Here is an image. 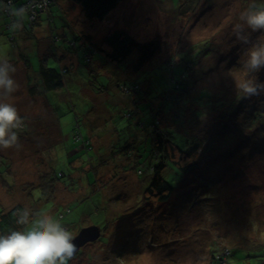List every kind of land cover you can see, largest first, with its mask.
Masks as SVG:
<instances>
[{
  "label": "rangeland",
  "instance_id": "obj_1",
  "mask_svg": "<svg viewBox=\"0 0 264 264\" xmlns=\"http://www.w3.org/2000/svg\"><path fill=\"white\" fill-rule=\"evenodd\" d=\"M4 2L0 0V7ZM24 2L28 0L11 4L14 20L8 22L10 27L0 24V61L8 60L15 66L12 75L18 84V89L9 97L0 95V101L13 104L25 122L18 134L20 147L0 149V171H6L0 175L7 182L5 185L11 187L9 190L3 187L0 178V204L6 209L16 203L32 208L40 191L34 189L30 198L22 190V184L38 183L37 175L45 167L57 172L54 200L39 203L37 210L59 219L73 237L90 225L102 229L100 237L80 247L68 264H209L214 242L217 249L243 242L248 246H264V146L256 156L239 147L242 138L248 135L264 140V127L253 131L244 122L241 129L238 126L230 129L226 145L215 146L219 153L215 163L229 162L233 166L226 170L227 181L218 188L214 199L200 200L192 207L179 210L176 203L182 201L180 195L171 198L172 205H169L171 200L141 203V184L148 183L150 173L144 167L143 174L138 175L133 164L127 165L124 173L119 145L131 138L137 141L141 152L147 149L146 154L149 153L146 131L142 128L150 112L143 110L145 103L137 108L130 106L135 113L142 112L139 127L132 118L119 115L123 110L121 102L126 100V104H132L116 87L125 64H120L119 72L115 73L116 63L100 60V52L93 53L90 62L80 47L65 48L68 45L65 38H73L72 21L80 8L75 0H57L50 6L48 3L33 20L22 8ZM253 2L264 4V0H117V6L101 23H88V26L94 36L116 24L138 41L159 38L162 51L153 58L155 63L169 58L193 61V69L185 72L184 88L199 86L202 89L194 94L201 91L203 94L189 97L184 105H176L183 112L189 108L192 117L187 115L186 121L179 117L181 120L171 122L170 126L162 124L173 135L172 140L186 148L194 140L189 129L195 127L189 125H201L209 113L222 110L221 103L212 106V94L221 96L225 89V97L230 98L238 91L237 81L245 77L263 80L259 74L263 69L258 74L248 73L244 61L252 43H264V31L246 30L243 34L249 37V44L235 35V26L243 23L241 13ZM6 3L9 4L8 0ZM20 9H24L23 28L13 29L12 24L21 19L15 15ZM37 18L39 23L32 25ZM1 19L4 22L0 10ZM62 45L63 53L71 51L72 56L68 52L66 57H58L62 55L60 47L56 50L58 56L55 55L54 47ZM197 51L210 55L203 69L195 59ZM40 54L47 66L59 71L70 67L61 88L43 92L36 72ZM228 59H232V68L228 66ZM91 65L96 66V72L89 70ZM208 65L217 66V71L207 68ZM175 70H183L181 62ZM161 71L156 77L155 71L151 74L158 86L163 84L166 88L170 77L178 79L169 71ZM220 80V85L214 82ZM259 98L264 105V95ZM45 110H50L49 115ZM50 119L60 132L59 140L56 131L47 127ZM255 119L258 122L262 119L264 124V112H258ZM49 135L56 137L50 141ZM112 147L116 151L113 154ZM37 149L44 152L45 159H40ZM150 158L152 164L157 163L155 156ZM162 175L173 184L181 180V174L174 173L170 165ZM237 218L239 222L233 221ZM254 251L255 248L248 252ZM240 252L243 251L229 255L225 264H258L257 257L252 255L246 259L234 255Z\"/></svg>",
  "mask_w": 264,
  "mask_h": 264
},
{
  "label": "trees",
  "instance_id": "obj_2",
  "mask_svg": "<svg viewBox=\"0 0 264 264\" xmlns=\"http://www.w3.org/2000/svg\"><path fill=\"white\" fill-rule=\"evenodd\" d=\"M4 1L5 5H3L1 9L4 13L3 15H5L4 17L8 18V21L2 23V25H8L10 27L11 24L8 22L13 21L14 16L8 7L16 0H11L9 4L6 3L7 0ZM33 1L40 2L42 0H28V2L23 3L22 8L28 11L29 17L30 12L28 7ZM53 1L57 0H48L46 5L48 6V3L49 6L52 5ZM75 3L79 5L80 8L78 13L75 15L76 18L72 21V25H74L73 38L70 40L67 38L64 40L62 38L64 41L67 40L68 42V45L65 46V48L67 47V50H70L71 48L75 50L76 47H80L82 51L86 52L84 56L85 59L90 62L92 61V54L100 52L102 56L100 60L104 59L113 62L114 64L116 63L117 66H115V73L119 72V68L117 67L124 63L125 67L119 72L120 76L117 79H120V82L117 83L116 87L120 88L122 92H120L121 96L127 98L129 102H132V104H126V100L124 102L119 101L121 102L123 109L119 115L126 117V119L132 118L138 126L141 123L139 115L142 112L135 113L134 110L132 111V109H130V106L134 105L137 108V105L141 106L145 103L142 106L143 110L150 112L147 116L148 122L145 120V125L142 128L146 131V140L148 144L147 148L149 147V153L146 154L147 149L141 152L140 146L136 143L137 141L131 138L124 140L119 145L121 149L120 151H122V153L120 152L122 155V162L120 166L122 167L124 173L127 171L126 166L131 164L136 167V173L138 175L143 174L144 167L145 170L150 173L148 183L141 184L142 187L139 192L141 194V203H167L171 200V204L169 205H172L174 202L171 198L180 195L182 201H177L176 203L177 206H179V210L180 207H192L200 200L214 199L218 193V188L222 186V183L227 181L226 175L228 172L226 173V170L228 169L229 171V169L233 166V163L231 164L229 162L228 164L223 162L221 165L215 163L219 156L216 148L221 145H226L229 139L227 135H229L230 129H236L237 126L241 129L244 122L249 123L251 127H253V131L264 127L262 119L260 122L255 119L258 112H264V105L261 104L263 102L260 100L261 98L252 97L250 99H245L242 97L239 90L230 98L225 97V89H222L223 94L221 96H214L212 94L211 100L214 101L212 106L215 107L217 104L221 103L220 109L222 110H216L209 113L206 121L201 125H189L190 127H195L189 129L191 135L194 136V140L189 142L186 148L180 147L177 142L172 140L173 135L168 132L167 129L165 130V128H162V124L165 123L167 126H170L169 124L179 120V117H183L185 121L187 119V115L192 117V113H190L189 108L185 109V112H183L181 108H176V105H184L188 101L189 97L193 96L196 98L197 96H202L203 94V91L199 94H194L198 92L199 89H202V87L199 86H187L184 88V83L187 82V80H185V77H187L185 72L193 69L191 66L194 64L193 61H187L185 58L178 60L169 58L167 61L164 60L160 63H155L153 62V58L162 51L161 40L155 37L149 40L138 41L130 33L119 28L116 24L111 26L107 32L94 36L89 31L88 23H96V25L101 23L108 12L117 6V0H75ZM37 20L38 18L32 23V25L35 23L38 24L39 22H37ZM84 24H87V26ZM56 37L60 39V36L57 35ZM45 38L48 39V37H43L44 40ZM51 38H53V36ZM59 47L62 54L61 56L56 54V50ZM62 47L63 45L54 47L55 55L58 57H66L65 54L68 55V52H70L69 56H72L71 51L63 53ZM40 53L43 54L42 51H40ZM41 54L39 55L40 62L36 72L41 79L43 85L42 89L45 90L42 91L46 92L61 88L65 84L64 74L71 71L70 67H62L59 71L55 67L47 66L43 63L42 60L44 58L41 57ZM46 54L47 53L44 55ZM208 56L210 55H203L200 51H197V55H195V59L200 62L202 69L206 67L205 62ZM230 60L228 59L227 63L228 66L232 68ZM180 62L183 66V70H175V66ZM147 65L153 66L149 69V67H146ZM209 67H212L213 71H217L215 68L217 66L208 65L207 68ZM162 69L169 71L178 78L176 79L175 77H170V79H168L170 83L167 86L169 88L167 86L165 88L163 84L158 86L155 80H152L151 78L152 72L155 71L156 77L158 73L162 72ZM226 69L227 67L225 66V70ZM89 70L91 72H96L97 68L96 66L91 65ZM259 74L263 79L261 81H264V69L260 71ZM214 82H218L219 85L222 83L221 80ZM219 85H210V87H217ZM204 87H206V85ZM101 88H103V85ZM192 89L193 93L191 92ZM170 93L173 94L170 95ZM105 95H108V93L106 92ZM110 96H113V93L110 94ZM219 100L223 101L217 102ZM44 103H46V101H44ZM45 113L49 115L50 110L49 112L48 110H45ZM245 119L246 121H244ZM50 121L51 124L49 126L47 125V127L51 128L52 131H56L57 137L56 135L54 137L59 140L60 132L51 119ZM175 124L176 127H179L178 123ZM198 130H202V132L198 133ZM49 137L50 141L54 138L50 135ZM262 146H264V140L249 135L245 138L243 137L239 143V147L243 150L247 149L251 156L259 155L262 150ZM237 149L238 148H236V150ZM114 152L116 151L114 147H112L111 153L113 154ZM37 153L41 154L40 159H45L44 152L38 150ZM151 155L157 158L156 164H152V159L150 158ZM169 165L172 167L174 173L181 174V180L177 184L169 182V180L162 175ZM5 172L6 171H0V174ZM1 176L2 175H0L1 185L9 190L11 187L5 185L7 182L4 181ZM37 176L40 178L38 183H23L22 190L28 195V197L31 198L33 197V190L39 189L40 196L37 199H34L35 203L30 209L34 214H41V211L37 210V206L43 201L54 200L53 197L56 193L55 184L57 183V178L59 179V176L53 169H48L46 167L43 171L38 173ZM24 208L25 206L22 203H16L8 209L0 204V235H7L12 230H21L24 227L16 223L17 217L15 215L18 210H23ZM230 220L232 221L231 218ZM233 221L239 222L240 219L237 218V220ZM98 227L101 235L102 229L100 226ZM253 227L251 228L250 226L251 229H253ZM241 244L242 245H234L233 247L225 246L221 249H217L218 245L216 246L214 242L212 247H210V262L217 264L219 261V264H225L229 255H232L238 250H242L243 252L235 253L234 255L239 259H246L254 256L257 257L256 260L258 261V264L262 263V258H264V246H248L245 245V242ZM253 248L256 249V251H254L255 253L248 252ZM223 260L225 261L223 262Z\"/></svg>",
  "mask_w": 264,
  "mask_h": 264
},
{
  "label": "clouds",
  "instance_id": "obj_3",
  "mask_svg": "<svg viewBox=\"0 0 264 264\" xmlns=\"http://www.w3.org/2000/svg\"><path fill=\"white\" fill-rule=\"evenodd\" d=\"M15 15L20 20L12 24L13 29L23 28L24 9ZM242 24L235 26V35L244 44H249L246 30L264 31V4L253 2L240 15ZM246 26V27H245ZM244 68L248 73L264 69V43H252L247 49ZM16 68L8 60L0 61V95L9 97L18 89L13 79ZM236 88L245 99L264 95V81L245 77L236 82ZM25 127L24 119L17 108L0 101V149L19 148V132ZM16 223L24 226L0 235V264H68L74 257L77 246L73 234L59 219L48 214H34L30 208L18 210Z\"/></svg>",
  "mask_w": 264,
  "mask_h": 264
},
{
  "label": "water",
  "instance_id": "obj_4",
  "mask_svg": "<svg viewBox=\"0 0 264 264\" xmlns=\"http://www.w3.org/2000/svg\"><path fill=\"white\" fill-rule=\"evenodd\" d=\"M100 236V229L97 225H90L80 229L78 234L74 237L73 242L77 246L76 252L80 247L87 244L88 242H93L97 240Z\"/></svg>",
  "mask_w": 264,
  "mask_h": 264
},
{
  "label": "built area",
  "instance_id": "obj_5",
  "mask_svg": "<svg viewBox=\"0 0 264 264\" xmlns=\"http://www.w3.org/2000/svg\"><path fill=\"white\" fill-rule=\"evenodd\" d=\"M9 3L11 2V0L8 1ZM48 0H42V1H37V2H32L30 5H29V12H30V17L31 19L36 15V12L39 10H43L44 7L46 6Z\"/></svg>",
  "mask_w": 264,
  "mask_h": 264
},
{
  "label": "crops",
  "instance_id": "obj_6",
  "mask_svg": "<svg viewBox=\"0 0 264 264\" xmlns=\"http://www.w3.org/2000/svg\"><path fill=\"white\" fill-rule=\"evenodd\" d=\"M4 5H5V4H4ZM8 9L13 13V10L11 9V4L9 5ZM0 10H1V13L4 14V13L2 12L1 7H0ZM4 16H5V15H3V17H4ZM6 21H8V18H5V17H4V22H6ZM37 21H38V20H37ZM0 22H1V24L4 23L2 19H1Z\"/></svg>",
  "mask_w": 264,
  "mask_h": 264
}]
</instances>
